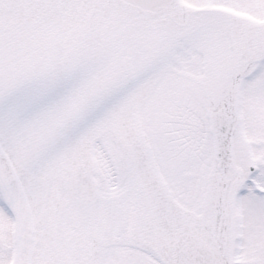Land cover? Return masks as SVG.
Instances as JSON below:
<instances>
[{"label":"snow or ice","instance_id":"1","mask_svg":"<svg viewBox=\"0 0 264 264\" xmlns=\"http://www.w3.org/2000/svg\"><path fill=\"white\" fill-rule=\"evenodd\" d=\"M0 264H264V0H0Z\"/></svg>","mask_w":264,"mask_h":264}]
</instances>
